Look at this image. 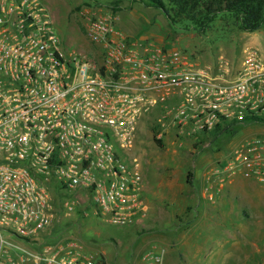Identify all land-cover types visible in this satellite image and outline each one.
<instances>
[{
	"label": "built area",
	"instance_id": "2783aa9c",
	"mask_svg": "<svg viewBox=\"0 0 264 264\" xmlns=\"http://www.w3.org/2000/svg\"><path fill=\"white\" fill-rule=\"evenodd\" d=\"M116 21L92 13L83 51L63 42L41 0H0V264H100L72 237L42 236L59 215L83 218L90 205L118 226L146 216L134 154L142 120L175 141L230 123L264 126V49L244 46L233 67L223 56L204 65L131 39ZM223 162L206 181L253 178L264 190V137ZM162 252L141 259L161 264Z\"/></svg>",
	"mask_w": 264,
	"mask_h": 264
},
{
	"label": "rangeland",
	"instance_id": "374dc122",
	"mask_svg": "<svg viewBox=\"0 0 264 264\" xmlns=\"http://www.w3.org/2000/svg\"><path fill=\"white\" fill-rule=\"evenodd\" d=\"M41 1L48 7L63 42L70 48L76 47L83 51L89 49L84 37L87 19L92 13L101 11L113 13L117 17V28L129 38L176 48L204 65H213L219 56H223L233 67L238 64L244 46L253 45L264 49V23L257 30L240 31L227 15L218 16L203 33L198 34L171 26L161 12L144 6L140 0ZM148 122L150 117L140 123L134 154L141 163L144 187L147 190L148 182L152 185L154 201L162 210L158 216L167 219L165 224L169 221L170 234L159 233L165 227L161 224L145 228L107 223L100 216L91 214L90 205L86 207L88 215L83 218L75 214L59 215L57 221L65 226L61 236L76 239L86 251L95 256V260L101 258L104 264H146L141 259L148 250L144 248V234L166 236L161 245L154 244L149 248L156 252L163 251L161 264H264V214L257 215L253 192L242 193L244 191L239 187L230 188V184L216 193V199H227L223 208L228 209V216L223 220L225 224L222 231L219 232V226L212 224L213 230L208 237L212 241H207L213 246L212 255L197 258L189 246V217L195 201L201 199L198 197L210 173L208 169L216 168L220 171L219 164L227 161L236 145L245 147L250 139L264 137V126L249 122L232 126L233 131L218 133L213 130L200 133L195 139L181 141L167 136L161 148L152 141ZM188 173L189 184L185 182ZM239 193L253 209L245 205ZM146 200L147 204L152 202L150 197ZM176 219H184L179 223L182 229L180 232L171 230ZM212 219L214 223L215 218ZM168 228L165 227V230ZM176 233L179 234L176 236ZM221 243L223 252L228 253L222 258L217 255L220 251L217 247ZM201 246L203 251L205 244L201 243Z\"/></svg>",
	"mask_w": 264,
	"mask_h": 264
},
{
	"label": "crops",
	"instance_id": "0c3cea01",
	"mask_svg": "<svg viewBox=\"0 0 264 264\" xmlns=\"http://www.w3.org/2000/svg\"><path fill=\"white\" fill-rule=\"evenodd\" d=\"M228 185L230 188L239 187L238 189H241L244 191L242 193H246V192L248 193L250 191L253 192V196L255 199V209L257 211V215L264 214V190L253 178H247V179L231 178V179H227L226 181H223L222 183H218L216 179H211L210 181L205 180V185L203 184V187L200 190V194L198 197V199L201 198L199 200L200 202L198 200L195 201V204L193 205V208H192V213L190 214V217H189L190 218V228H191L189 232V246L191 250L193 251L194 256H196L197 258H202V257L207 258L212 255L211 250H213L212 249L213 246L212 244H210V242L212 241V238H208L209 233H212V230H213L212 224L219 226L218 229L220 232L222 231L223 226L225 224L223 220L225 217L228 216V209L226 207L223 208V205L227 203V199H224V198L220 199V197H217L218 199H216V193L221 188H223V186H228ZM205 186L208 187V191L211 193V196H212L211 200H208L206 198V194L203 191V188ZM143 197L146 203H147V200H146L147 197H150L152 202H150V204L149 203L147 204L148 209H147L146 216L135 226L149 228L153 224H159V225L161 224V226H165V227L169 226V228L165 230V227H164L163 228L164 230H160L159 233H162L164 235L170 234L169 233L170 224L168 223L169 221L167 222L168 224L167 223L165 224L167 219L164 220L163 218H160L158 216L162 213V210L159 209L157 203H155L154 201L155 193H154V190L152 189V185H149V182H148L147 190L144 187ZM240 197H241V194H240ZM242 200L244 201L245 205L249 207V209H253L252 206L248 202H246L244 196ZM202 201L204 203H202ZM235 209L236 207H234V210ZM212 217L215 218L214 223L212 222L213 221ZM182 220L184 219H178L176 223H174V227H172L171 230L172 231L179 230L180 232L182 229L180 227L181 224L179 223ZM178 234L179 233H176V236ZM164 235L154 234L152 236H149L148 234L147 235L144 234L143 242H144V248L148 249L147 252L156 253L154 249L151 250L149 248L152 247L154 244L161 245V243H163L164 240L166 239V236ZM168 238L171 239V236H168ZM220 239H222L221 236H220ZM208 240L210 241L209 243H207ZM169 242L167 241L166 243L169 244ZM201 243L202 245L205 244L203 251H202ZM222 247H223L222 243H221V246L217 247V248H220V251L217 252L218 257L220 258L226 257L228 255L226 251L223 252ZM220 261L222 262V260Z\"/></svg>",
	"mask_w": 264,
	"mask_h": 264
},
{
	"label": "trees",
	"instance_id": "16d2710c",
	"mask_svg": "<svg viewBox=\"0 0 264 264\" xmlns=\"http://www.w3.org/2000/svg\"><path fill=\"white\" fill-rule=\"evenodd\" d=\"M144 6L152 7L161 12L168 23L179 29L203 33L212 21L221 15L229 16L240 31H254L264 23V0H140ZM232 123L217 127L214 131H233ZM151 133L153 129L150 128ZM152 141L163 148V140L157 139L152 133ZM195 144H193L194 146ZM190 173L185 182L190 183ZM65 226L54 221L43 233L42 239L52 243L60 239ZM60 233V234H59ZM61 236V237H60ZM100 264H104L101 258Z\"/></svg>",
	"mask_w": 264,
	"mask_h": 264
}]
</instances>
